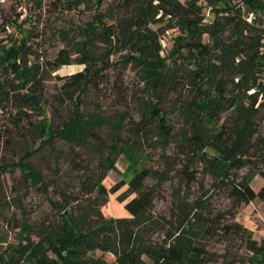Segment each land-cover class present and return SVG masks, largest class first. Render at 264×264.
I'll list each match as a JSON object with an SVG mask.
<instances>
[{"label":"trees","instance_id":"16d2710c","mask_svg":"<svg viewBox=\"0 0 264 264\" xmlns=\"http://www.w3.org/2000/svg\"><path fill=\"white\" fill-rule=\"evenodd\" d=\"M263 1L228 3L224 11L213 10V20L207 22L201 0H111L107 12L96 14L82 31L84 42L75 62L86 67L62 86L56 110L67 101L72 104L68 118L56 128L46 122L34 124L25 111L44 114L42 68L31 61L32 46L23 40L19 46L6 47L0 62V113L12 104L17 111L14 127L40 135L43 141L18 163L2 165L0 177L19 169L28 186L49 194L45 177L32 165V158L56 140L68 143L75 155L77 149L89 148L92 140L99 153L100 176L96 179L88 171L79 192L72 196L61 192V202L48 199L57 217L39 225L31 223L18 200L21 230L12 241L0 239V264H107L103 256L107 253L115 256L113 264H202L206 252L195 246L192 235L207 205L196 200L186 206L188 210L179 206L176 224L169 222L168 228L157 221L152 214L156 193L146 184L154 173L144 165L148 157L133 154L131 144L154 130L163 150L160 159L167 167L172 160L182 161L179 175L188 188L206 174L217 189L239 204L249 205L256 199L264 202V187L256 192L251 186L254 176L264 179V18L257 16L264 9ZM173 29L179 36L172 52L163 56L161 42ZM100 43L107 49L98 58ZM121 53L126 65L138 69L144 83L146 100L139 118L127 111L117 118L85 115L83 95L102 83L106 71L115 66L111 56ZM71 64L66 50L49 62L52 69ZM10 75L18 84L9 81ZM174 116L178 127L170 123ZM102 129H107V142L99 134ZM122 155L131 157L134 173L107 189L102 182L116 171L117 158ZM244 168L250 174L242 180L235 178L234 171ZM159 177L164 182L170 175L161 172ZM125 186L127 190L118 199L123 203L135 195L125 205L131 218L104 217L100 206L110 193ZM72 204L77 210L69 209ZM161 227L166 228L165 238L155 244L151 237ZM224 229L231 234L244 230L240 225ZM250 250L263 261L264 242L260 246L252 242Z\"/></svg>","mask_w":264,"mask_h":264},{"label":"rangeland","instance_id":"374dc122","mask_svg":"<svg viewBox=\"0 0 264 264\" xmlns=\"http://www.w3.org/2000/svg\"><path fill=\"white\" fill-rule=\"evenodd\" d=\"M110 2L111 0H6L0 3V62L3 61L6 47L19 46L24 40L32 46L31 61L42 68L41 107L44 114L25 109L31 114L34 124L41 125L46 122L56 128L68 118L72 102L63 101L64 106L56 110L61 102L62 86L71 75L84 71L86 66L75 62L80 57L84 42L82 31L96 14L107 12ZM237 2L238 0H201L200 3L207 22H210L213 20V10L224 11L228 3ZM257 16L264 18V9ZM252 18L253 14L250 15V19ZM179 33L177 29L166 33L161 42L163 56L172 52ZM106 49L100 43L96 56L101 58ZM62 50L69 51L72 64L52 69L49 62H54ZM123 54L112 55L111 61L115 66L106 71L105 78L98 87L86 90L81 106L85 115L99 114L102 117L117 118L119 113L127 111L135 113V117L139 118L138 112L144 108L146 100L143 94L144 83L138 69L131 64H125ZM1 72L0 68V74ZM8 78L15 85L19 82L14 75ZM16 112L10 104L6 111L0 113V167L18 163L28 150L38 149L43 141L40 135H33L27 129L19 132L14 127L12 120ZM178 122L175 116L170 117V123L174 126L178 127ZM262 131L264 133V117ZM99 134L104 142L109 140L107 129L100 130ZM158 136L152 130L146 137L131 144L133 154L148 157V160L144 159V165L154 173L146 183L148 189H153L156 193L152 212L154 218L168 228L169 222L176 224L175 214L179 212V206L187 209V205L190 204L191 207L196 200L204 202L207 210L200 212L196 233L192 235L195 246L206 252L202 264H264V259L260 262L259 256L250 250L252 242H256L257 246L264 242V202L256 199L249 205L239 204L227 193L217 189L216 182L206 174H201L196 183L188 188L179 175L182 161L172 160L167 167L160 159L163 150L157 145ZM71 149L65 141L56 140L52 147L43 149L32 158V165L45 177L49 194H45L42 189L28 186L19 169L9 170L0 177V239L7 238L12 241L21 230L18 228L22 222L18 200L23 202L22 206L31 223L39 225L57 217V212L53 210L48 199L61 202V192L70 196L74 191L79 192L88 171L96 179L99 178V153L92 140L89 141V148L77 149L78 155ZM167 154L171 155L172 151ZM134 170L131 157L122 155L117 158L116 171L110 172L102 184L111 189L121 179L130 178ZM161 172H168L169 179L160 182ZM233 174L235 178L242 180L250 174V169L244 168L234 171ZM251 180V186L256 192L264 187V179L260 175ZM127 188L125 186L118 193L108 195L106 203L100 206L104 217L131 218L125 205L135 195L123 203L118 199ZM76 206L72 204L69 209L77 210ZM232 225L242 226L243 232L231 234L225 231V227ZM165 232L166 228H158L151 240L155 244H162ZM103 256L107 264L115 262L112 253ZM146 261L149 262L148 259Z\"/></svg>","mask_w":264,"mask_h":264},{"label":"built area","instance_id":"2783aa9c","mask_svg":"<svg viewBox=\"0 0 264 264\" xmlns=\"http://www.w3.org/2000/svg\"><path fill=\"white\" fill-rule=\"evenodd\" d=\"M6 0H0V3L5 2Z\"/></svg>","mask_w":264,"mask_h":264}]
</instances>
